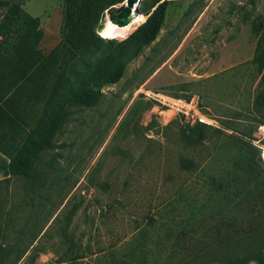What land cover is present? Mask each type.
Here are the masks:
<instances>
[{"label":"rangeland","instance_id":"374dc122","mask_svg":"<svg viewBox=\"0 0 264 264\" xmlns=\"http://www.w3.org/2000/svg\"><path fill=\"white\" fill-rule=\"evenodd\" d=\"M5 1L3 14L18 4L39 18L44 52L65 40L63 0ZM152 1H138L142 18L117 38L102 29L127 2L92 4L78 27L99 46L75 60L74 72L131 36ZM263 25L264 0H170L157 38L102 87L97 104L73 109L31 175L3 179L9 158L0 153V264H229L240 256L259 264L264 204L208 221L219 205L199 208L208 176H227L237 146L264 120L254 62ZM197 114L222 131L203 127L205 138L194 140ZM183 158L200 166L183 169Z\"/></svg>","mask_w":264,"mask_h":264},{"label":"trees","instance_id":"16d2710c","mask_svg":"<svg viewBox=\"0 0 264 264\" xmlns=\"http://www.w3.org/2000/svg\"><path fill=\"white\" fill-rule=\"evenodd\" d=\"M63 1V34L66 38L50 52H44L40 47L44 30L40 27L39 18L27 13L18 4L12 5L3 14L2 8L6 1L0 0V153L9 158L6 170L11 176L31 175L41 155L55 147V138L73 114V109L97 104L103 96L102 87L121 79L128 62L157 38L170 0H153L147 3L146 9L150 12L146 21L131 36L121 41V44H111L109 54L99 60L86 62V67L81 72H74L75 60L99 46V41L90 34H83L78 25L89 14L92 4L98 3L107 8L125 0ZM82 24L83 22L80 25ZM74 31L81 33L83 37L75 36ZM99 40L104 41L102 38ZM254 62L264 84V25ZM75 74L79 77L77 84L73 81ZM258 101L259 105H264V88ZM260 123H264V120L258 122ZM195 125H198V133L194 140H203L205 131L202 128H210V124L197 121ZM26 128H30V131ZM211 128L222 131L220 127ZM256 129L257 126L254 132ZM18 137L25 142H19ZM253 138L250 139L251 142H241L238 145L241 150L237 146L227 176H208L209 195L203 196L205 202L199 209L206 214L208 210L205 208H214L218 204L220 210H212V215L208 217L204 215L207 221L225 208L229 210L234 207L237 210L264 204V161L261 149L252 143ZM246 144L248 152L244 149ZM217 145L213 151L218 148L216 152L221 153L222 148ZM251 154L254 155L253 158ZM199 166L191 158H183L181 161L183 169L196 170ZM248 207L247 210L252 211ZM263 208L259 209V216L264 217ZM255 225L263 227L264 219ZM248 237L245 235L241 240ZM258 263L264 264V254L261 252ZM183 264H189V261ZM229 264H250V258L236 257Z\"/></svg>","mask_w":264,"mask_h":264},{"label":"bare ground","instance_id":"6f19581e","mask_svg":"<svg viewBox=\"0 0 264 264\" xmlns=\"http://www.w3.org/2000/svg\"><path fill=\"white\" fill-rule=\"evenodd\" d=\"M138 5L139 2L135 4V6L131 9L132 11L128 15L122 17H119L118 13H115V17L110 15L112 21L107 19V26L106 28L102 29L103 34L109 35L113 38L124 36L130 29L131 25L142 18L140 15V9L137 7ZM120 21H123L124 23H121Z\"/></svg>","mask_w":264,"mask_h":264},{"label":"built area","instance_id":"2783aa9c","mask_svg":"<svg viewBox=\"0 0 264 264\" xmlns=\"http://www.w3.org/2000/svg\"><path fill=\"white\" fill-rule=\"evenodd\" d=\"M194 101H195V98H193L191 100V102L185 100V102H186L185 104L186 105H192V104H194ZM198 106H199V102L196 100L195 108H198ZM192 108H193V106H192ZM190 111H191V109L190 110H186V108L183 107V112L186 114V116L189 117V112ZM196 120L200 121V122H203V123H210V122H208V119L206 117H203V116L198 115V114L196 116ZM252 143L256 147L261 149V157H262V159L264 161V151H263V145H264V123H260V124L257 125V129L254 132V138L252 139Z\"/></svg>","mask_w":264,"mask_h":264},{"label":"water","instance_id":"95a60500","mask_svg":"<svg viewBox=\"0 0 264 264\" xmlns=\"http://www.w3.org/2000/svg\"><path fill=\"white\" fill-rule=\"evenodd\" d=\"M125 1L127 2L126 5H123L118 11H116L119 17L128 15L132 11L131 9L135 6V3L138 2L139 0H125ZM120 22L124 23L123 21Z\"/></svg>","mask_w":264,"mask_h":264},{"label":"crops","instance_id":"0c3cea01","mask_svg":"<svg viewBox=\"0 0 264 264\" xmlns=\"http://www.w3.org/2000/svg\"><path fill=\"white\" fill-rule=\"evenodd\" d=\"M8 161H9V160H8ZM10 176H11V175L7 173V176H3V179H4V178H9ZM39 258H44V256H43V255H40Z\"/></svg>","mask_w":264,"mask_h":264}]
</instances>
